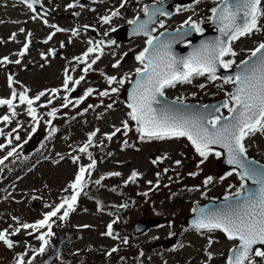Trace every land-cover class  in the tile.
Instances as JSON below:
<instances>
[{
  "label": "rangeland",
  "instance_id": "374dc122",
  "mask_svg": "<svg viewBox=\"0 0 264 264\" xmlns=\"http://www.w3.org/2000/svg\"><path fill=\"white\" fill-rule=\"evenodd\" d=\"M72 1L74 0H43L52 14L41 18L19 1L0 0V98H10L13 89L17 94L27 89L26 94L30 98L40 92L45 93L33 104L39 117L35 132H32L34 125L27 115V105L19 104L18 96L13 101L17 105L15 117H11L6 105H0V116H10L8 122L0 120V131L3 132L0 144L4 145L0 149V158L5 157L12 148H16L14 156L20 158V161L25 158L23 152L26 150H35L32 151L31 160L37 158L18 173L0 166L2 172H6V176L0 175V230H7L10 234L8 238L13 241L11 248L0 241V264H13L18 258L26 259L30 255H33L30 259L34 257L32 264H45L37 257L38 252H33L41 243L36 239L38 232L21 229L14 235L11 233L22 223L31 224L42 219L43 214L51 211L63 197L70 196L72 190L68 187L69 184L75 180L79 168L87 166L92 160L96 161V166L90 170L91 175L88 171L85 172V189L83 196L77 199L75 210L66 221L58 219L63 210L52 218L55 222L52 223L53 231L48 237L49 241L53 237L56 242L57 235L69 234L74 239L60 241L61 255L53 264H121L124 261L126 264H211L207 257H212L213 252H207L209 248L215 252L214 261L222 262L224 249H228L234 242L222 240L220 233L216 231L202 234L188 231L181 237L183 242L181 241L179 249L170 252H154L152 249L155 240L170 236L179 227L182 218L190 213L197 202L219 194L223 186L231 181L230 177L220 179L221 171L213 159L214 153L210 152L204 159L183 138L135 141L136 133L134 130L130 131L131 127L126 134L125 131H120L111 139L106 135L113 133L116 128L121 129L124 122H131L120 91L131 81L136 69L142 67L136 58L131 57V53L140 50L144 39L112 45L105 42V39L114 33L109 35L111 26L127 23L135 16L142 15L143 5L137 0H85L81 10L73 15L72 7H68ZM214 4L215 1H200L191 6L180 7L173 16L165 19L164 27L172 28L189 17L198 18L201 15H204L201 21L207 20ZM117 11L119 14L114 16L113 19L116 20L113 24H106L105 27L101 25V16L112 18L111 14ZM45 20L47 24L44 23ZM258 24V30L233 42L232 49L236 55L230 57L236 62L248 56L264 40V17L258 20ZM52 25L63 31H57ZM21 28L25 31L20 32ZM73 29L77 30L75 36L72 34ZM13 33L15 39L10 38ZM50 34L52 39L48 40ZM61 42H64L63 47L60 46ZM25 43L29 47L21 56L19 53ZM97 43L98 52L89 53L83 61L74 59L82 57L89 47H96ZM52 49H59V52L50 54L49 50ZM127 53L128 57L123 61L122 56ZM97 56L100 58L85 72L84 68ZM3 57H8L9 62L3 63ZM16 60L20 63H15ZM117 61L119 64L113 67ZM66 69L67 74L73 78L69 81V87L81 75L85 77L71 92L63 88ZM9 76L13 80L11 86ZM108 76H115L117 80L109 85ZM120 79H124V84L119 83ZM201 82L204 83L203 87ZM201 82L194 80L189 87L180 84L181 86L169 88L167 92L172 97L184 99L187 96L208 101L226 95V91L230 94L232 89L229 83L214 80ZM113 87L118 91L111 92ZM87 88L94 91L79 105L61 107L64 96L67 95L74 103ZM51 89L58 91L53 93ZM101 91H108L109 95L100 96ZM49 99L52 100L51 104L47 103ZM109 104L112 105L111 108L108 107ZM77 106L83 108L82 115L73 114L72 110ZM52 108L58 109L55 117L47 116ZM48 120L52 121L50 125L46 123ZM52 127L56 128V132L49 136ZM13 129L16 131L13 132ZM91 132H96V135L92 138L88 152L82 153L79 148L87 142ZM124 135L127 137L126 143L122 142ZM46 139L45 146L36 150ZM9 140L11 144L8 143ZM245 144L248 155L252 154L264 163V133L257 132L252 137L248 136ZM73 156L79 159L73 161ZM157 157L162 159L157 160ZM202 159L204 162L200 163ZM153 160L157 162L154 164ZM177 160L180 161L179 165L175 163ZM134 170L140 175L135 181L126 184L125 181ZM112 172H119L121 175H107ZM102 176L104 178L100 184H96L95 181ZM209 176L212 181L205 184L204 181ZM97 204H100L101 210ZM139 217H157L162 222L167 221V224L137 236L131 230L132 224ZM107 220L115 221L112 236L120 238V241L108 240L103 235ZM39 231H47V228ZM125 239L127 243L124 242ZM112 248L117 251L106 255L105 251H111ZM118 256L125 259H121L120 263ZM262 262L264 258L261 260V264H264Z\"/></svg>",
  "mask_w": 264,
  "mask_h": 264
},
{
  "label": "snow or ice",
  "instance_id": "6c2138e0",
  "mask_svg": "<svg viewBox=\"0 0 264 264\" xmlns=\"http://www.w3.org/2000/svg\"><path fill=\"white\" fill-rule=\"evenodd\" d=\"M29 9L35 12L34 4L38 3V0H22ZM199 2V0H194ZM261 0H219L216 7L211 9L213 16L209 17L210 20H214L217 25L221 36L224 39L217 38L215 41L202 44L200 47L194 49L186 57L177 58L172 55L170 51V44L162 42L160 37L151 36L150 32L155 29H149V23H152V18L159 12L161 15H167L156 8L151 12L146 6L143 11L148 17L144 21H129L133 24L134 33H143L148 36L145 47L137 56L136 60L139 61L143 67L137 68V79L129 93L128 108L131 110L128 112V116L131 120L136 121L138 127L136 131L140 134V138L143 140L158 139L163 140L165 138L172 137H186L196 152L206 159L209 153L213 150L210 146L220 145L227 151L228 160L227 163L230 165L239 166L242 171L239 173L241 180L249 179L252 180L259 187L256 191H250L246 196L240 200H236L233 203H229L220 209L214 211H208L201 209L199 215L193 220L192 225L197 230H208L209 232L220 230L228 239L238 240L239 243L230 250V255L227 260V264H254L252 259L255 257L264 258V250L261 247H254L256 245L264 246V170H259L251 166V162L246 164L245 160V145L244 140L246 137L253 135L257 132L264 133V42L260 43L251 52V57L256 58L255 60L242 61L243 65L234 77L229 76L224 79L225 83H232L235 85L234 91L228 95V99L222 102L221 105L214 108L211 113L208 114H185L178 109L164 108L159 109L153 107V103L157 102V96H163V90L166 87H174L177 83H190L192 78L195 76H204L207 74L208 79L215 80L217 65L228 69L233 65V60L225 59L226 56H235L236 53L231 47V43L238 40L247 34L252 33L254 30L259 29L258 20L264 17V10L261 9ZM73 5L69 4L71 8ZM123 6V5H122ZM117 12H113L111 15H118ZM36 17L34 16L33 19ZM102 21L107 23L111 20V16L101 17ZM47 24V20L44 21ZM184 25H190V29L196 32H203L200 24L193 21L191 17L184 22ZM182 25L181 27H183ZM160 26L163 27V21H160ZM52 27L56 28L55 25ZM87 27V26H85ZM57 31H63V29L56 28ZM114 31V29H112ZM23 28L20 32H24ZM72 34L77 35V30L73 29ZM29 36L31 33L28 34ZM107 35V33H105ZM164 34L161 33V36ZM15 39L13 33L10 37ZM52 39L50 34L47 38ZM47 42V41H45ZM91 44L92 42L89 41ZM114 43V41H109ZM63 46V45H62ZM28 43L23 45L19 55L23 56L28 50ZM99 47L97 43L96 47H89L82 57H74L75 60H85L89 53L96 52ZM50 52L54 50H49ZM44 55L43 53L41 54ZM100 57L97 56L95 59L88 63L84 68L87 72L91 69L92 65ZM3 63H8V57H3ZM15 63L19 64L20 61L16 60ZM119 64H114L116 67ZM72 77L67 74L65 70V77L63 88L67 92H71L76 85H79L82 80L85 79L83 75L73 81L72 87H69V81H72ZM117 78L115 76H108L107 82L111 85ZM9 86L12 85V77H8ZM124 79H120L119 83L124 84ZM203 87V85H201ZM27 89H24L19 94L16 90H12L10 98H0V105H6L11 117L17 115L15 108L17 105L13 103L14 100L19 99V104L27 105V115L31 117L33 121L32 132L36 131L35 124L39 123V117L37 110L33 107L35 101L40 100L45 95L44 92L38 93L34 98H30L26 93ZM57 89H51V92L56 93ZM94 90L87 88L83 95L74 101L69 100L68 96H64V104L61 107H67L69 104L72 106L79 105L86 97L92 94ZM118 89L113 87L111 92L115 93ZM100 96L109 95L108 91H101ZM231 101V106H230ZM48 104L52 103L49 99ZM92 107V105H89ZM112 107L111 104L108 105ZM207 107V106H205ZM228 109L230 114L229 117L218 115L220 108ZM58 109L52 108L47 116L55 117ZM87 111V109H85ZM211 118H208V116ZM0 120L8 122L10 120L9 115L0 116ZM47 124H51L52 121H46ZM19 127V125H18ZM123 128L125 134L129 128L127 122H124ZM16 130L13 129V132ZM120 128H116L111 134H106L108 139H111L116 133L120 132ZM56 132V128L52 127L49 131V136ZM0 135L3 132L0 131ZM31 135V133H29ZM96 135V132L88 134V140L79 151L87 153L89 146L92 144V138ZM19 139V136H16ZM11 144V140L8 141ZM126 143V142H125ZM4 148L3 144H0V149ZM16 152V148H12L5 157L0 159V164H3L4 160L12 156ZM91 154L89 153V156ZM220 155L219 152L216 153ZM73 161L78 160L76 156L72 157ZM162 158L158 157L157 160ZM157 160H153L155 164ZM203 159L200 163H203ZM177 165L180 161H175ZM96 166V161L92 160L87 166H81L75 176V180L69 184V188L72 190L70 196H65L61 199V202L52 207L51 211L45 212L43 218L35 221L34 223H22L14 232L18 233L21 229H31L32 232H38L36 239L41 241L38 249H33L35 253H44L46 246L49 244L48 237L52 235V220L53 217H57V214L63 210V214L59 215L58 219L64 221L67 219L69 214L75 210L77 199L81 194V190L85 185V172L91 175L90 170ZM167 171V170H165ZM233 171H236L234 168ZM110 176H119V172L108 173ZM140 175L135 170L129 175L125 181L127 184L130 181H135L137 176ZM159 176V173H157ZM190 175H196V173H190ZM227 175H231L228 173ZM104 177L96 180V184H100V181ZM221 180L224 177H220ZM212 181V177H207L204 181L205 184ZM151 183V181H149ZM244 184H241V189ZM147 195V193H145ZM236 196H240V189L237 190ZM225 199H228L226 196ZM195 211V209H194ZM16 219V218H14ZM115 221L107 225V232L103 235L112 236V226ZM88 227V225H83ZM47 228V231H39ZM9 233L7 230H0V241H2L9 248L13 246V241L9 239ZM31 235V232L29 233ZM127 243V240L124 241ZM211 244V239L209 240ZM117 251L116 248H112L111 252ZM211 255V254H209ZM16 264H25L22 257L18 258ZM28 264H32L31 260Z\"/></svg>",
  "mask_w": 264,
  "mask_h": 264
},
{
  "label": "water",
  "instance_id": "95a60500",
  "mask_svg": "<svg viewBox=\"0 0 264 264\" xmlns=\"http://www.w3.org/2000/svg\"><path fill=\"white\" fill-rule=\"evenodd\" d=\"M187 1H190V0H187ZM230 2H231V0H230ZM33 7H37L38 9L42 10L39 0H38V3L33 5ZM148 9L150 12L152 11L151 7H148ZM154 17L152 18V21H153ZM143 18H138L137 20L141 21V19H143ZM132 27H135V26L133 24L131 26H129V28H132ZM204 27L206 28V32L203 34H199V35L194 34L193 30H191L190 27H183V28H179L176 30L163 31L162 33L164 35L161 36V34H160L158 37H160V40L162 42L170 44V51H171L172 55H174L177 58L186 57L194 49L200 47L204 43L215 41L218 37L221 39H224V37L221 36V33L219 32L217 23L214 20H211L209 23H206L204 25ZM212 28H215L216 31H212ZM140 34H143V33L142 32L139 34L133 33L132 36L130 38H128L126 41H129L130 39H132L135 36L140 35ZM185 41H186V44L184 46L178 47L179 43L185 42ZM250 59L255 60L256 58L250 56L243 61H248ZM242 67H243V65L241 63H239L238 65H236L235 67H233L231 69L223 70L221 66L217 65V70H216L215 74L219 75L222 78H226L229 76H235L237 71H239L240 68H242ZM137 78L138 77L136 75L134 77L133 81L131 82V84L129 86H127V88L123 92V94L125 96V102L127 105L130 102L129 101V93H130V91H131V89L135 83V80ZM234 88H235V85H234ZM233 91H234V89H233ZM157 101H158V103L157 102L153 103L154 108L159 109L161 107H164V108L178 109V110L184 112L185 114H190V115L211 113L214 108H216L222 104V100H217V101H213V102H209V103H205V104H198L195 102H178V101L170 100L168 98H165V97L159 96V95L157 96ZM205 106H207V107H205ZM217 114L220 115L219 113H217ZM229 116H230V114L227 116H224V117H229ZM208 118H211V116L209 115ZM210 147L219 150L222 154V157L218 161V166H220L224 169H228L230 167L237 168L238 173H240L242 171V169L239 166L230 165L229 163H227V160H228L227 151L225 149H223L220 145H212ZM244 162L246 164L251 162L252 167H255L259 170H264V164H261L255 160L252 161V159L245 157ZM245 180H246V182L244 183V187L240 191L239 197H237L236 195L235 196H227L228 199H225V197H224V198H219L217 200H208L207 202H205L203 204H199L195 208V211L183 220V223L193 227L192 222H193V220H195L197 218L201 209H205L208 211H214V210L220 209L229 203H233L236 200L242 199L250 191H256L257 188L259 187L252 180H249V179H245ZM157 223H158L157 220L153 219V218H151V219L141 218L133 224V233L134 234H140V233L144 232L148 227L154 226ZM164 246H167V245L164 244ZM256 246L261 247L262 250H264V246H260V245H256ZM256 246H254V247H256ZM57 249H58V244H55L53 251L51 252L50 256L45 259V262H51L52 261V259L54 258L55 254L57 252ZM232 249H234V248H232ZM230 254L231 253L229 252L228 257Z\"/></svg>",
  "mask_w": 264,
  "mask_h": 264
},
{
  "label": "trees",
  "instance_id": "16d2710c",
  "mask_svg": "<svg viewBox=\"0 0 264 264\" xmlns=\"http://www.w3.org/2000/svg\"><path fill=\"white\" fill-rule=\"evenodd\" d=\"M191 99L193 100V98H191ZM20 160H21L20 158L19 159H11L5 163L8 165L7 168L11 169L12 172H16V171L18 172V171L23 170L25 168V167L19 165V163H22V165H25V163L30 162L29 157L23 158V161H20ZM167 208H169V207H167ZM70 239H73V236Z\"/></svg>",
  "mask_w": 264,
  "mask_h": 264
},
{
  "label": "flooded vegetation",
  "instance_id": "af4514ba",
  "mask_svg": "<svg viewBox=\"0 0 264 264\" xmlns=\"http://www.w3.org/2000/svg\"><path fill=\"white\" fill-rule=\"evenodd\" d=\"M158 250V249H157ZM157 252H159V251H157Z\"/></svg>",
  "mask_w": 264,
  "mask_h": 264
}]
</instances>
